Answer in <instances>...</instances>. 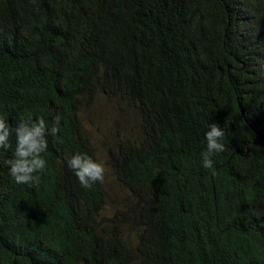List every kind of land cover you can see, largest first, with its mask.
<instances>
[{"label": "trees", "instance_id": "1", "mask_svg": "<svg viewBox=\"0 0 264 264\" xmlns=\"http://www.w3.org/2000/svg\"><path fill=\"white\" fill-rule=\"evenodd\" d=\"M28 115L60 130L34 188L0 152V264H264V0H0V116Z\"/></svg>", "mask_w": 264, "mask_h": 264}, {"label": "clouds", "instance_id": "2", "mask_svg": "<svg viewBox=\"0 0 264 264\" xmlns=\"http://www.w3.org/2000/svg\"><path fill=\"white\" fill-rule=\"evenodd\" d=\"M59 116L47 123L41 116L35 119L31 115L17 119L11 127L4 116H0V152H8L11 156L4 160L10 181L17 185L35 187L40 182V174L44 172L47 161L43 155L48 148V137H56L59 132ZM14 136V147L9 136ZM224 131L214 123H208L204 132L205 149L200 153L201 167L215 175L212 157L224 150L221 142ZM66 167L71 170L82 189H90L93 185L103 183L105 167L91 156L83 152H74L65 158Z\"/></svg>", "mask_w": 264, "mask_h": 264}, {"label": "rangeland", "instance_id": "3", "mask_svg": "<svg viewBox=\"0 0 264 264\" xmlns=\"http://www.w3.org/2000/svg\"><path fill=\"white\" fill-rule=\"evenodd\" d=\"M95 113L93 114V116L91 115H87L85 120H89V118H94L95 123L97 124V127L101 130V131H111L112 130V120L110 118V113L106 112V110L103 109H99V108H95ZM90 131L92 132V125L89 126ZM112 182L109 181L108 185L110 187H112Z\"/></svg>", "mask_w": 264, "mask_h": 264}]
</instances>
